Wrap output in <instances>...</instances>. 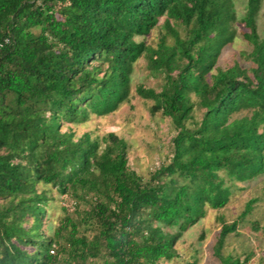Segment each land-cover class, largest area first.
<instances>
[{
  "label": "trees",
  "instance_id": "1",
  "mask_svg": "<svg viewBox=\"0 0 264 264\" xmlns=\"http://www.w3.org/2000/svg\"><path fill=\"white\" fill-rule=\"evenodd\" d=\"M261 5L247 0L242 17L250 65L219 69L235 37L230 0H0V264H158L177 256L176 241L207 207L227 204L225 179L264 174ZM162 16L173 44L135 39ZM141 54L164 82L159 91H135L175 130L171 159L148 178L130 169L127 143L114 132L61 130L127 101ZM46 185L70 200L47 235L54 197ZM254 202L231 223L221 220L219 264L247 263L250 253L241 260L221 249Z\"/></svg>",
  "mask_w": 264,
  "mask_h": 264
},
{
  "label": "rangeland",
  "instance_id": "2",
  "mask_svg": "<svg viewBox=\"0 0 264 264\" xmlns=\"http://www.w3.org/2000/svg\"><path fill=\"white\" fill-rule=\"evenodd\" d=\"M235 11V20L231 23L235 29V37L221 50L218 58L217 68L225 69L239 62L242 66L250 65L247 53L250 44L243 39L242 33L248 31L242 22L246 11L247 0H230ZM164 16L159 18L157 26L144 36H136L137 41L144 40L147 45L157 47L163 39L168 45L174 43V37L164 26ZM257 31L260 37L264 35V0L256 16ZM172 22V20H171ZM186 27L178 26L177 31L181 37H185ZM215 72V69L213 73ZM164 82L161 72H153L148 67V60L144 54L133 63L130 80L129 99L122 102L116 110L105 115L90 114L88 119L78 124L63 123L61 130L71 128L76 136L84 132H90L91 136L102 137L108 132H114L127 143V158L130 169L144 178H148L152 170L165 165L172 157V138L175 130L170 118L163 116L161 112L152 113L153 101L145 100L137 95V85H144L159 91ZM192 100L194 96L191 95ZM193 115L196 120L201 116V110L195 109ZM186 125L192 127L189 121ZM159 163L158 166L156 163ZM222 175H225L221 173ZM226 178H228L226 176ZM230 179V178H228ZM225 179L230 188L229 201L223 207L213 209L206 208L205 215L195 224L189 226L175 243L177 256L169 260H160L158 264H187L195 261V264H219L214 257L213 246L220 231L221 220L231 223L244 210V206L250 199H255L252 211L243 217L238 224L237 234L229 233L223 243L221 253L223 255L239 256L241 260L244 255L249 254L246 264H264V231L254 229L252 223L262 227L264 224V174L253 178L234 182ZM38 185V189L41 188ZM54 200L49 202L47 216L43 223L44 234H49L51 228L58 225L64 216L63 206L70 202L68 196L60 194L54 187L46 185ZM81 205L79 208H82ZM87 208V207H85ZM69 215L73 218L77 215L70 205ZM51 227V228H50ZM174 230V229H173ZM82 231H85L82 229ZM90 234V231H86ZM202 236V237H201ZM97 264H100L97 262Z\"/></svg>",
  "mask_w": 264,
  "mask_h": 264
},
{
  "label": "built area",
  "instance_id": "3",
  "mask_svg": "<svg viewBox=\"0 0 264 264\" xmlns=\"http://www.w3.org/2000/svg\"><path fill=\"white\" fill-rule=\"evenodd\" d=\"M158 166L160 165L158 162L156 163Z\"/></svg>",
  "mask_w": 264,
  "mask_h": 264
}]
</instances>
